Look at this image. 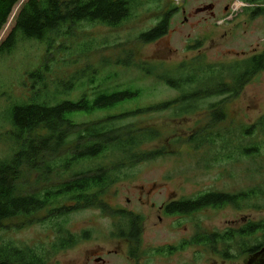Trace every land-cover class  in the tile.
<instances>
[{"label": "rangeland", "instance_id": "374dc122", "mask_svg": "<svg viewBox=\"0 0 264 264\" xmlns=\"http://www.w3.org/2000/svg\"><path fill=\"white\" fill-rule=\"evenodd\" d=\"M24 1L15 7L0 34V42L11 29ZM206 7L213 8L200 12ZM232 7L237 10L233 12ZM257 7L264 8V1L250 4L245 0H143L134 16L116 28L81 24L68 36L52 35L50 46L35 40L19 41L9 54L0 55V161L11 159L17 149L8 112L15 103L31 100L30 73L38 69L44 72L47 92L43 96L53 98V104L76 103L84 96L94 100L99 91H142L136 101L112 111L80 116L75 119L77 123L96 122L171 103L180 93L159 79L165 74L174 73L171 76L179 79L184 70L181 74L176 71L184 64L193 68L198 59L204 65L219 66L264 53V15L252 17ZM171 11L174 12L168 33L155 42H141V35L154 30ZM188 69L185 71L190 72ZM223 99L196 102L197 111L186 116H178L170 108L129 117L119 124L156 128L160 139L142 147L141 151L165 148L168 153L125 168L121 180L104 197L111 209L134 212L145 219L141 242L143 264H244L248 257L244 251L264 242V232L244 241L235 236L226 247L232 255L226 263L222 244L216 254L209 247L190 243L198 234L220 235L230 229L237 232L250 224L264 222V209H255L264 207V194L247 201L241 210L228 206L208 208L189 216L167 217L161 209L164 205L195 200L212 192L234 195L264 190V136L246 135L251 127L256 131L257 123L264 119V69L243 87L237 98L226 103V121L212 130L209 108ZM211 133L214 142L197 148L193 139ZM254 147L258 149H254L255 157L240 155L241 149ZM114 161L108 157L85 163L69 171L66 179ZM56 223H62L79 242L53 254L57 232L47 222L10 233L0 231V243L44 248L50 253L49 264H129L128 250L117 237L121 229L128 228L125 221L89 209ZM183 239H191L181 248L184 251L172 256L156 251L181 244ZM142 252H138V257Z\"/></svg>", "mask_w": 264, "mask_h": 264}, {"label": "trees", "instance_id": "16d2710c", "mask_svg": "<svg viewBox=\"0 0 264 264\" xmlns=\"http://www.w3.org/2000/svg\"><path fill=\"white\" fill-rule=\"evenodd\" d=\"M262 1L264 0H245L250 4ZM21 2L22 0H0V34L12 17L15 7ZM142 2L143 0H25L13 18L11 29L0 42V55L9 54L22 40H35L50 46L52 35L62 33V36H68L81 24L116 28L130 20ZM173 12L166 13L154 30L141 35L140 41L151 43L164 37L170 28ZM260 15H264V8L257 7L252 11V17ZM198 61L194 62L197 64L193 68L182 65L176 71V74H181L184 70L179 79L171 76L174 73L159 78L179 91L180 97L177 100L86 123H77L75 119L115 110L139 99L142 91H99L94 100L84 96L76 103L63 101L53 104V98L43 96L47 92L44 72L38 69L30 73L28 77L33 83L31 100L15 103L8 112L9 123L15 129L12 140L17 149L11 159L0 161V231L10 233L49 222L57 232V241L52 245L53 254H56L75 246L79 239L65 229L62 223L58 225L55 221L64 220L79 211L100 210L122 222L128 220V227L140 228L139 217H130L126 215V211L111 209L104 197L121 180V173L125 168L152 161L168 153L165 148L141 151L142 147L160 139V132L156 128L119 124L129 117L170 108L175 110L176 115L186 116L197 111L196 102L224 97L223 101L209 108L213 130L227 119L226 103L237 98L243 87L264 69V53L230 65L208 66ZM188 68L191 69L190 72L185 71ZM187 72L188 77L184 76ZM187 86L190 87L189 90ZM252 129L253 127L246 132L247 136L253 138L257 133L264 136V119L257 123V132ZM212 136V133L204 138L197 136L193 142H197V148L203 147L214 142ZM254 149L258 150L256 147L241 149L240 155L255 157ZM108 157L115 161L66 179L69 171ZM259 194L263 195L264 190L255 189L234 195L212 192L195 200L169 204L166 212L189 216L208 208L229 206L241 210L247 201L257 198ZM255 209L263 210L264 207L257 206ZM258 232H264V222L221 235L198 234L190 243L209 247L216 254H219L218 247L222 244L225 247L222 257L227 259L230 258L231 251L228 252L226 247L235 236L238 235L244 241ZM117 237L121 238L122 234ZM262 247L264 242L244 252L252 254ZM49 254L44 248L13 242L0 243V264H49Z\"/></svg>", "mask_w": 264, "mask_h": 264}, {"label": "flooded vegetation", "instance_id": "af4514ba", "mask_svg": "<svg viewBox=\"0 0 264 264\" xmlns=\"http://www.w3.org/2000/svg\"><path fill=\"white\" fill-rule=\"evenodd\" d=\"M161 209H162V212H164L165 216H167V217H173L175 215L180 216L178 214H169V213H167L166 212V205H164ZM126 215L127 216H130V217H132V216L139 217L140 220H141L139 222V225H141L140 228H131V227H128L127 228L126 227V228L121 229V231H122V233H121L122 234V237L120 238V241L123 242V245L128 250V252L126 253V259H127V261H128L129 264H143L144 261H143V257H142L143 256L142 248L144 247V245L141 244V242H142V238H143L144 227H142V226L144 225V223H146V221L142 217V215L136 214L134 212H127ZM158 219H159V221H161L162 220V217H158ZM125 224L126 225H129L130 222L127 220V221H125ZM230 230H232V229H230ZM187 241H189V239L186 240V241H185V239H183V242L181 244H177L176 246L167 245L166 247L159 248L156 251H157V253L167 252V253L171 254V256H172V255H174V253H179L181 251H184V250H181V248H183L184 246L186 247V245L189 244V242L191 241V239H190V241L188 243H186ZM263 248L264 247H262L259 251L255 252V253L247 254L248 257H247V259L245 261L249 260L250 257H252L253 255H255L258 252H260ZM138 252H142V254H141L140 257H138ZM231 257H232V255H230V258ZM261 257L262 258H258L254 262V264H258L261 259H264V256H261ZM224 260L223 261L226 263L229 259H224ZM245 261H244V264H245ZM97 262H101V261L99 260Z\"/></svg>", "mask_w": 264, "mask_h": 264}, {"label": "water", "instance_id": "95a60500", "mask_svg": "<svg viewBox=\"0 0 264 264\" xmlns=\"http://www.w3.org/2000/svg\"><path fill=\"white\" fill-rule=\"evenodd\" d=\"M213 7H206L201 11H208V10H212ZM261 256H264V248L258 252L257 254L253 255L252 257H250L249 260L245 261V264H254V262L258 259V258H261ZM258 264H264V259H261L260 262Z\"/></svg>", "mask_w": 264, "mask_h": 264}, {"label": "built area", "instance_id": "2783aa9c", "mask_svg": "<svg viewBox=\"0 0 264 264\" xmlns=\"http://www.w3.org/2000/svg\"><path fill=\"white\" fill-rule=\"evenodd\" d=\"M234 5H235V4H234ZM236 10H237V9H236ZM236 10H234L233 7H232V11H233V12H235Z\"/></svg>", "mask_w": 264, "mask_h": 264}, {"label": "bare ground", "instance_id": "6f19581e", "mask_svg": "<svg viewBox=\"0 0 264 264\" xmlns=\"http://www.w3.org/2000/svg\"><path fill=\"white\" fill-rule=\"evenodd\" d=\"M262 258V257H261Z\"/></svg>", "mask_w": 264, "mask_h": 264}]
</instances>
